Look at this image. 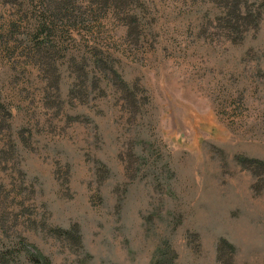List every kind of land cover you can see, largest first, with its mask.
Returning a JSON list of instances; mask_svg holds the SVG:
<instances>
[{
	"label": "rangeland",
	"instance_id": "374dc122",
	"mask_svg": "<svg viewBox=\"0 0 264 264\" xmlns=\"http://www.w3.org/2000/svg\"><path fill=\"white\" fill-rule=\"evenodd\" d=\"M9 1L0 0V25L21 2ZM241 1L259 18L234 42L213 1L145 0L138 37L91 8L56 56L58 115L45 106V74L23 64L12 40L8 54L0 47V106L19 113L11 129L0 125V181L10 185L3 152L27 136L20 119L32 115L15 153L22 198H36L40 218L46 205V228L76 224L81 240L41 233L26 245L52 264H151L164 243L179 264H264V176L234 160L264 162V0ZM91 52L117 77L104 79ZM71 60L82 65L79 80ZM220 240L233 253L217 261Z\"/></svg>",
	"mask_w": 264,
	"mask_h": 264
},
{
	"label": "trees",
	"instance_id": "16d2710c",
	"mask_svg": "<svg viewBox=\"0 0 264 264\" xmlns=\"http://www.w3.org/2000/svg\"><path fill=\"white\" fill-rule=\"evenodd\" d=\"M180 1L184 2L185 0ZM212 1L218 5V14L214 17L218 23V27L224 34V37L233 42L239 41L245 33L246 27L250 26V24H255L259 18L257 17V12L248 8L245 2L241 0H207V2ZM16 2L17 0H10L9 4L15 5L14 3ZM17 4L18 11L15 14H11L12 18L7 23L0 25L4 31L0 35V47L4 49V53L8 54L9 48L7 44L12 40L15 46L11 48L19 49V52L23 53L26 58L23 64L28 65L31 63L32 67L40 69L45 74L44 79L47 81L44 88L46 90L44 95L45 106L48 105L47 103H54L53 106L48 105L51 108L48 110H52L53 108L56 115H58L59 110L55 108V100H60L58 95L59 84L57 81L59 74L54 65L56 56L59 54V50L66 39L75 41L77 36L74 31L78 25L85 24L87 16L93 12L91 8L103 11V13L110 11L114 17L121 21L122 25L124 24L128 28H131L132 33L136 37L140 33L139 17L141 13L149 9V5H147L145 0H21ZM22 24L24 29L22 32H19ZM15 33L20 35L19 38H12ZM88 42L92 44L93 41L90 39ZM89 55L95 60L92 65L102 74L104 79H112V76L117 77L111 65L107 69L103 68L104 64L101 60V53L96 56V52H91ZM70 59L74 58L71 57ZM71 63L74 66L72 68L74 80L81 79L85 74L82 65L79 62L75 63L73 60H71ZM106 75L108 78H106ZM86 78L87 75H85ZM116 82L121 84L118 79H116ZM76 85L77 83H73L68 92L70 93L71 90L74 92L73 88ZM96 85L99 86L98 82ZM134 99L135 97L132 96V106ZM17 112L16 108L2 109L0 106V125L3 128L11 129V123L16 122L17 115L19 114ZM13 118L14 120L12 121ZM33 120L35 119L29 114L26 121H23L22 118L20 119L23 123L21 128L25 127L27 129V136L22 138L20 134L19 139L22 142L15 143L11 141V143H8L9 149L3 152V154L6 153L8 156V169L11 170L10 176L12 177L10 183H8L10 185L0 181V264H52L53 260L44 254V252L42 253L34 241L29 242L27 245L23 242L29 238L37 240V238H40L41 233L44 239L48 237L46 234H53L57 241L72 243L75 240V243L81 242L78 236L79 228L76 224L65 228L59 226L54 229L46 228V218H48L46 205L44 203L41 204V213L44 215L40 218L37 212H35L37 208L34 204L36 198L33 196L27 200L22 198V195L27 192V188L25 187L28 183L23 180V177H18L16 174L20 169L21 156H15V153H17V149L19 151L21 147L27 146L31 134L29 133L31 129L30 125L32 127L36 126ZM21 128L17 135L21 132ZM234 160L241 168H245L251 172L253 176H264V162L237 156ZM97 172V175L100 176L98 178V186H100V180L103 178L100 171L97 170ZM5 190H7V195L4 194ZM11 192L12 196L9 197L8 193L11 194ZM17 198H19L18 201H16ZM7 199H10V201ZM11 223H13L12 227ZM171 251L173 252L174 250L170 249L169 244L164 243L160 245L157 252L158 257L151 264H179V262H174L173 257H171ZM215 251L217 261L218 259L222 260L224 255L231 256L233 253L232 247L225 240L217 242Z\"/></svg>",
	"mask_w": 264,
	"mask_h": 264
}]
</instances>
